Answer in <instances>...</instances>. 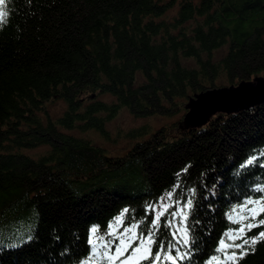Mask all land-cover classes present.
<instances>
[{
  "label": "trees",
  "instance_id": "16d2710c",
  "mask_svg": "<svg viewBox=\"0 0 264 264\" xmlns=\"http://www.w3.org/2000/svg\"><path fill=\"white\" fill-rule=\"evenodd\" d=\"M0 11V264H81L90 229L98 226L109 239V225L125 209L121 228L142 221L135 234H147L160 198L178 179L168 212L196 189L190 243L174 240L173 227L155 237L175 245L173 257L183 254L175 264L220 256L229 229L241 247L229 248L235 256L222 264H264V225L237 233L241 224L228 218L264 219V201L254 219L250 204L233 212L264 196L253 190L264 186V102L216 113L197 128L181 129L180 120L133 128L120 156L72 134L93 131L109 140L106 123L120 109L171 118L192 93L261 74L264 0H5ZM58 100L66 108L52 117L47 107ZM41 146L48 149L27 154ZM165 219L172 218L166 213L161 225Z\"/></svg>",
  "mask_w": 264,
  "mask_h": 264
},
{
  "label": "snow or ice",
  "instance_id": "6c2138e0",
  "mask_svg": "<svg viewBox=\"0 0 264 264\" xmlns=\"http://www.w3.org/2000/svg\"><path fill=\"white\" fill-rule=\"evenodd\" d=\"M5 0H0V5L4 4ZM4 13L0 11V21H2ZM256 159L255 156L250 157L245 165H242L241 167H245L248 164H251L254 160ZM264 167V165H262ZM183 171H187V168H185ZM178 177L180 174H177ZM181 188V184L179 182V179L177 183L173 186V188L168 191L167 193L164 194L160 199L161 200H167V201H172L173 197L176 195L177 190ZM254 191H258L261 193H264V186H257L256 188L253 189ZM188 193V199L184 201L182 207H177L175 210L171 211L170 213L168 212V209L172 207V204L170 203H164L160 206V210L157 212L156 215L153 216L150 225L148 226V231L147 234H145L143 231L140 232L139 236L135 234V229L139 226V224L143 223L138 222L137 224H133L131 227L125 228L124 233L131 232L133 233L132 236L128 237L125 239L124 234L122 233L121 235L117 236L114 231H109L108 235L112 237V239L105 240L103 236H99L96 239H94L95 233L99 231L98 226H94L92 229H90L89 233V239L88 243L90 245V252L89 256L87 258V261H81V264H88V261H92L95 259L97 253H100V256L102 259L107 260L109 264H111L112 261L118 259L119 257L123 256L125 252H128L129 248L132 249L131 253H129L128 257H125L124 260L120 261V264H128V261L135 256L136 254L140 253V259L143 260H149L150 264H161V261H168L170 264H175V259L176 258H183V254H180L178 257H173L172 255L169 254L170 250L175 247L174 244L171 242L168 243L167 248L165 247V244L163 240H157L155 239L157 233L160 231L161 227L165 228H172L176 227V232L170 233L173 237V239H176L177 233H181V240L183 241V244L185 246H188L190 241H189V232H190V227L187 226L188 218H189V209L193 207V200L195 197L196 189L191 188L187 190ZM264 201V196L260 198V201H253L251 197L247 198L245 201V204L243 205H233V212H236L237 209H239L241 212L245 209L247 204H253L257 202H262ZM174 203L176 205H180L181 201L180 199H175ZM154 207V206H153ZM128 210L125 209L124 212L121 213V216H118L115 218L116 223L119 224L121 223V217L126 213ZM155 211V208H154ZM249 211H251L249 209ZM168 213V215L172 219H165L163 222V225H161V217H164L165 214ZM179 216L180 217V223L179 226L174 225V220L175 218ZM233 223H240L241 227L239 229H236L235 232L237 233H242L247 229L250 231L253 227H256L258 225H264V219H260L257 224H253L251 222L244 224L242 223L243 220L248 219V217L245 216H240L239 220L233 219L232 216L228 217ZM254 219V217H253ZM113 228V225H109V229L111 230ZM155 230V231H154ZM233 230L229 229L227 233H225V236L228 238V240H233L236 238H239V236H232L230 233H232ZM259 237H264V231H261L259 233ZM256 238H250L251 242L254 244L256 242ZM139 240V243L136 244L135 247H132L131 241ZM114 242H116L114 244ZM180 240H177V243H179ZM244 244H248V240L243 241ZM158 244V250L153 252L151 245ZM114 245V247H113ZM231 247H236L239 248L241 245L239 244H234V243H226L225 239L222 237L219 246L217 248V251H222L227 248ZM102 249V251H101ZM163 252V257L161 253ZM235 256V253L232 254ZM215 259V258H213Z\"/></svg>",
  "mask_w": 264,
  "mask_h": 264
},
{
  "label": "rangeland",
  "instance_id": "374dc122",
  "mask_svg": "<svg viewBox=\"0 0 264 264\" xmlns=\"http://www.w3.org/2000/svg\"><path fill=\"white\" fill-rule=\"evenodd\" d=\"M174 12H175V10L173 9V10H171L170 13L174 14ZM223 51L224 50L222 49V50H219V52L215 53L216 58L219 57V54L222 55ZM259 75L260 76L262 75L264 77V69H263L262 73ZM243 80H250V79H243ZM237 82H233V84H236ZM227 85H229V83L217 82L216 86L209 87V88H218V87L227 86ZM198 92H200V91H198ZM192 94H194V93H192ZM101 98L107 102H111L113 100L112 97L105 96V95L103 97L100 96V99ZM186 103H187V98L183 104V109H184V105ZM65 108H66L65 103L62 100H58L56 102L49 104L47 107V111L52 117H58L64 112ZM185 113H186V110L184 109L181 114H177L171 118H163V117H159V116H153L151 118H136V117L132 116L126 109H120L117 112V114L115 115V117L106 123V129L109 131V133L112 137L111 139H109V140L103 139V138L99 137L96 133H94L93 131H89L87 133H85V132L82 133V132L75 130L72 134L77 135V136H90L96 144H99V146L101 145L102 147H104L109 154L120 156V155L124 154L131 147V141L129 139L125 138V136H124V134L127 133L129 130H131L133 128L140 127V126L145 125V124H150L151 127L153 128V130H156V129H159L163 125H169L171 123L177 122L178 120H180V122H181L183 120ZM47 149H48L47 146H41V147H38L35 149L28 150L27 154L32 155L34 157V156H37L39 154H42ZM164 203L172 204L171 201L163 200L160 203V206ZM250 210L251 211H248V213H250L249 216H251L252 218L253 217L255 218L256 215L262 210V206L258 202L253 203V204H250ZM238 219H240V217H238ZM179 220H180V217H179ZM112 225H113V228L111 230L108 229V232L114 231L117 236H119L123 233L125 239H127L128 237L133 235V233H131V232L124 233V229L131 227V226H128V227L124 226L123 228H121L120 223L117 224L116 220L112 223ZM174 225L179 226L177 220H174ZM173 229H175L174 232H176V227H173ZM177 235L181 236L182 234L177 233ZM99 236H103V235L99 234L98 232L95 233L94 239H96ZM232 236H239L240 237L239 234H235ZM19 237H22V235H18L15 237H8V240H14V239L19 238ZM0 239L2 241H4L2 238H0ZM109 239H112V237L109 236ZM109 239H105V240H109ZM236 239H238V238H236ZM233 242H234L233 240H230L229 243H233ZM115 243L116 242H114V244ZM131 243H132V247H135L136 244L139 243V240L131 241ZM113 247H114V245H113ZM228 249L229 248L222 250L220 253V256L213 257L215 259L211 258L207 264H222L224 262H228V261L232 260L234 256L227 252ZM101 251H102V249H101ZM131 251H132V249L129 248L128 252H125L123 256L112 261L111 264H120V261L124 260L125 257H128L129 253H131ZM140 255L141 254L138 253L135 256H133L128 261V264H141V262L144 260L140 259ZM85 261H87V259ZM88 264H109V262L107 260L102 259V257L100 256V253L98 252L95 259L92 261H88Z\"/></svg>",
  "mask_w": 264,
  "mask_h": 264
},
{
  "label": "water",
  "instance_id": "95a60500",
  "mask_svg": "<svg viewBox=\"0 0 264 264\" xmlns=\"http://www.w3.org/2000/svg\"><path fill=\"white\" fill-rule=\"evenodd\" d=\"M264 102V77L256 75L218 88L195 92L184 105L186 113L179 123L181 129L201 127L216 113H235Z\"/></svg>",
  "mask_w": 264,
  "mask_h": 264
}]
</instances>
